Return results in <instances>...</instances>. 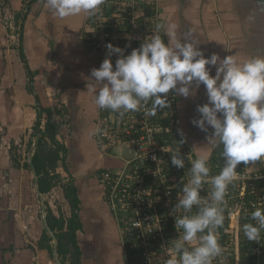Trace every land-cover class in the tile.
<instances>
[{
  "label": "crops",
  "instance_id": "1",
  "mask_svg": "<svg viewBox=\"0 0 264 264\" xmlns=\"http://www.w3.org/2000/svg\"><path fill=\"white\" fill-rule=\"evenodd\" d=\"M153 1L159 24L175 25L181 42L185 37L198 40L206 57L264 56V0ZM6 10L7 21H0V264H59L53 238V257L39 245L46 229L43 205L56 215V201L66 215L70 207L57 187L39 192L31 164L39 108L54 106L63 112L60 132L67 147L68 173L59 171L63 179H72L79 198L81 263L127 264L122 226L105 201L98 177L103 169L123 165L125 147L102 151L90 134L101 116L91 70L106 57L84 42L91 29L88 15L59 18L45 7V0H7ZM15 14L20 16L15 19ZM168 39L164 33L165 43ZM111 61L115 67L116 60ZM209 67L215 75V66ZM176 96L183 138L196 155L207 151L206 138L213 129L205 132L192 122L200 117L197 106L208 102L205 86L194 96ZM53 192L57 200H47Z\"/></svg>",
  "mask_w": 264,
  "mask_h": 264
},
{
  "label": "clouds",
  "instance_id": "2",
  "mask_svg": "<svg viewBox=\"0 0 264 264\" xmlns=\"http://www.w3.org/2000/svg\"><path fill=\"white\" fill-rule=\"evenodd\" d=\"M104 3L45 0V7L54 16L67 18L94 16ZM162 30L168 43L159 34ZM176 33L175 25L157 24L156 31L127 55L124 49L108 43L109 55L99 68L91 70L90 79L95 82L91 90L96 93L95 104L100 109H110L120 116L143 109L145 116L154 117L169 107L170 90L187 98L194 96L201 84L205 86L208 102L197 106L200 117L192 122L205 132L209 127L213 129L206 138L210 148L195 159L187 157L190 179L177 194L172 210L179 235L171 241L173 254L167 264H213L223 258L217 230L224 223L229 186L241 179L237 167L264 159V56L241 60L235 54L221 58L213 53L206 57L198 40L185 37L181 42ZM113 53L118 54L115 67L110 58ZM209 66H215V75L210 74ZM98 131L94 129L90 134ZM219 145L223 146L224 165L218 174L210 175L211 151ZM171 153L172 164L184 168L179 148ZM206 184L211 189L202 196ZM250 218L254 223H245L243 234L249 241L259 242L264 232V207H255Z\"/></svg>",
  "mask_w": 264,
  "mask_h": 264
},
{
  "label": "built area",
  "instance_id": "3",
  "mask_svg": "<svg viewBox=\"0 0 264 264\" xmlns=\"http://www.w3.org/2000/svg\"><path fill=\"white\" fill-rule=\"evenodd\" d=\"M157 24L159 17L153 0H105L99 13L87 17L86 25L91 29L84 42L101 51L103 57L109 55L108 43L124 49L127 55L156 31ZM159 34L164 39L163 30ZM111 58L116 60L118 54H111ZM167 95L169 107L154 117L145 116L143 109L123 116L101 109L96 125L99 131L95 137L102 151L118 147L131 150L121 167L103 169L98 174L105 201L122 226L126 249L133 252L127 264H167L173 254L171 241L179 235L172 210L177 194L190 179L191 164L187 157L195 159L197 155L182 136L176 93L170 90ZM177 148L185 159L184 168L171 162V151ZM209 165L210 175H216L224 159L219 155V160H212L210 155ZM237 171L241 179L229 186L226 197L227 226L223 224L225 228L217 230L223 258H217L213 264H264V232L260 241H253L241 255L240 240L245 236L239 226L241 215L246 223H254L251 212L255 207H264V159L249 165L241 163ZM256 180H260L259 185ZM210 189V185H204L201 195L207 196ZM196 211L194 206L193 213Z\"/></svg>",
  "mask_w": 264,
  "mask_h": 264
},
{
  "label": "trees",
  "instance_id": "4",
  "mask_svg": "<svg viewBox=\"0 0 264 264\" xmlns=\"http://www.w3.org/2000/svg\"><path fill=\"white\" fill-rule=\"evenodd\" d=\"M7 0H0V3ZM20 14H15V19ZM63 115L60 108L54 107H40L38 111V118L35 122L34 128L37 130L39 136L31 157V164L37 175V185L39 192L46 194L57 187L62 192L63 200H66L70 207V214L66 215L62 211L61 203L57 202L58 214H54L50 206L45 203V217L48 227L53 231L56 242V249L58 257L62 264H82L81 251L77 242V232L81 228V223L78 215L79 198L76 187L69 177L63 179L59 168H62L68 173L67 164V147L63 142V137L60 132V125L62 121L59 119ZM45 117L42 121L41 117ZM41 118V119H40ZM223 146L219 145L211 153V159L219 160ZM222 156V155H221ZM257 185L260 180H256ZM226 211H224V225L227 226L228 218ZM239 226L243 227L246 223L245 216H240ZM223 228V227H222ZM225 228V227H224ZM223 228V229H224ZM221 229V232H223ZM52 237L46 229L43 230L41 236L40 246L48 250L49 255L53 257V246L51 245ZM127 243V242H126ZM253 245V241H249L246 237L240 240V252L244 254ZM133 252L127 249V254L130 256Z\"/></svg>",
  "mask_w": 264,
  "mask_h": 264
},
{
  "label": "rangeland",
  "instance_id": "5",
  "mask_svg": "<svg viewBox=\"0 0 264 264\" xmlns=\"http://www.w3.org/2000/svg\"><path fill=\"white\" fill-rule=\"evenodd\" d=\"M6 5H7V1H3L2 3H0V21L3 23V24H5V21H7L6 19H5V16H6V12H7V10H6ZM5 13V14H4ZM8 15V14H7ZM13 30H17V28H15V26L13 27ZM129 152H131V150L130 149H128V148H121V158H125V157H129L131 154H129ZM117 154H118V152H117ZM118 156H119V154H118ZM52 199H54V200H57V197H56V195L54 194V192L51 194V195H48V199L47 200H52ZM56 202H58V201H56Z\"/></svg>",
  "mask_w": 264,
  "mask_h": 264
},
{
  "label": "water",
  "instance_id": "6",
  "mask_svg": "<svg viewBox=\"0 0 264 264\" xmlns=\"http://www.w3.org/2000/svg\"><path fill=\"white\" fill-rule=\"evenodd\" d=\"M45 206L43 205V210H44ZM45 220V219H44ZM45 228L48 230V232L51 234L53 240H54V253L56 254L57 253V249H56V238H55V235L54 233L50 230V228L48 227L47 223L45 222ZM58 263L59 264H62L61 261L59 259H57Z\"/></svg>",
  "mask_w": 264,
  "mask_h": 264
}]
</instances>
